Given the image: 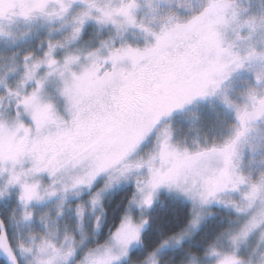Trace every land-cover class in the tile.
<instances>
[{"label":"snow or ice","instance_id":"1","mask_svg":"<svg viewBox=\"0 0 264 264\" xmlns=\"http://www.w3.org/2000/svg\"><path fill=\"white\" fill-rule=\"evenodd\" d=\"M0 264H264V0H0Z\"/></svg>","mask_w":264,"mask_h":264}]
</instances>
